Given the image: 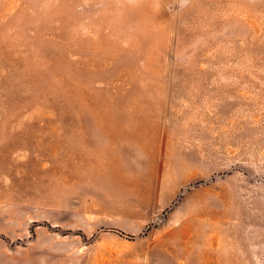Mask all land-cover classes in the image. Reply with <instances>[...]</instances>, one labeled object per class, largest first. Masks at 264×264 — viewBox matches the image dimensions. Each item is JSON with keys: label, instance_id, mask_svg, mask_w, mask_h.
Listing matches in <instances>:
<instances>
[{"label": "rangeland", "instance_id": "1", "mask_svg": "<svg viewBox=\"0 0 264 264\" xmlns=\"http://www.w3.org/2000/svg\"><path fill=\"white\" fill-rule=\"evenodd\" d=\"M0 264H264V0H0Z\"/></svg>", "mask_w": 264, "mask_h": 264}, {"label": "crops", "instance_id": "2", "mask_svg": "<svg viewBox=\"0 0 264 264\" xmlns=\"http://www.w3.org/2000/svg\"><path fill=\"white\" fill-rule=\"evenodd\" d=\"M100 136L102 137H105V139H112V140H115V141H118V142H121V138H124L125 140H128V136L129 133H125V134H122V133H119V131H115V132H105V131H102V133L100 134ZM137 137V135L134 134V137ZM134 137L132 138V141L131 144L135 146L136 148V151L137 152H142L145 156H151L152 153L154 154V150H156L157 152L160 151L161 153V156L164 157V155L167 153V146L166 145H163V146H160V145H156V146H151V144L149 143L150 141L149 140H145V141H133ZM151 139L152 140H155V135L154 137L152 138L151 136ZM161 139H164L163 137ZM138 142L142 143V144H139ZM117 144V142H116ZM155 148V149H154ZM105 150V147L103 149V151ZM159 153V152H158ZM148 184V182H147ZM180 188H181V184H177V186L171 188V189H168V188H162L160 191L157 190L154 193V198L156 199V202L157 203H160L161 201L163 203H165L164 205H167L168 203H171L172 200L176 197V195L178 194V191H180Z\"/></svg>", "mask_w": 264, "mask_h": 264}]
</instances>
